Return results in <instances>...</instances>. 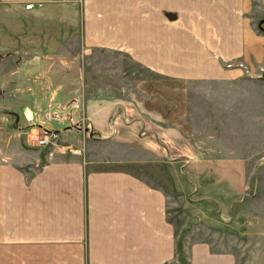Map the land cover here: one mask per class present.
Segmentation results:
<instances>
[{
    "label": "crops",
    "instance_id": "0c3cea01",
    "mask_svg": "<svg viewBox=\"0 0 264 264\" xmlns=\"http://www.w3.org/2000/svg\"><path fill=\"white\" fill-rule=\"evenodd\" d=\"M74 38L82 76L91 49L117 54L124 68L107 72L118 94L93 96L77 129L38 123L58 134L54 146L0 120V264H169L180 252L170 195L200 217L249 215L246 190L264 185V0H0V59L23 70V86L37 75L31 61L68 62ZM134 65L184 82L186 114L134 104ZM183 249L187 264H239L205 241Z\"/></svg>",
    "mask_w": 264,
    "mask_h": 264
},
{
    "label": "rangeland",
    "instance_id": "374dc122",
    "mask_svg": "<svg viewBox=\"0 0 264 264\" xmlns=\"http://www.w3.org/2000/svg\"><path fill=\"white\" fill-rule=\"evenodd\" d=\"M76 41L77 38H74L68 62L63 61L59 53L38 59L35 63L31 61V64L36 66L37 75L36 77L29 75L30 78H35L30 81L34 84L30 90L28 89L29 81L26 86H23L22 83H25L21 79L23 70L18 68L13 59L10 57L0 59V120L8 121L7 124L2 122L5 128L26 130L30 132L29 136L39 135L45 129H40L38 123H42L46 118L64 117L77 129L82 119L87 121L88 111L92 109L86 107L88 106L86 104L91 103L93 96L100 94L101 97L108 98L109 95L118 94L114 91L110 93L108 90L110 87L118 86V79L109 74L111 72H107L108 68L117 69L120 66L124 68L117 60V54L100 49L96 51L91 49L84 53L86 69L82 76L84 68L81 56L77 57L78 52L82 53V49ZM26 67L29 68V66ZM99 69H101L100 72H98ZM93 79L104 80V87H102L104 89L100 93H93L91 90L83 91L84 80L86 83L89 82V87ZM15 83H21L19 91H16L15 88L18 87H14ZM126 87L131 101L136 104L140 98H145L144 101H147L145 106L153 115L158 113L165 118L173 119L186 114L183 104L189 92H184L186 88L184 82L158 77L151 71H145L134 65L132 80L126 84ZM168 126L166 124V127ZM176 126L187 129L186 124ZM68 141L73 140L70 138L64 140L66 143ZM187 142L195 146L196 141L187 139ZM257 183L255 179L252 187H249L245 194L246 200L251 201L248 204L251 213L244 215L237 222H232L233 216L230 214L227 221L211 215L197 216L199 210L184 206L182 202L184 197H180L181 202H178L174 201L178 197L170 195L168 213L180 238V252L177 256L178 260H173L169 264H187L183 246L196 241L208 242L210 249L215 252H232L236 255L239 264H253L251 261L256 259V256L264 254V185L261 184L263 186L261 188L255 187ZM253 200L259 202V206H256ZM259 246L262 248H257ZM262 262L264 261L256 264H262Z\"/></svg>",
    "mask_w": 264,
    "mask_h": 264
},
{
    "label": "built area",
    "instance_id": "2783aa9c",
    "mask_svg": "<svg viewBox=\"0 0 264 264\" xmlns=\"http://www.w3.org/2000/svg\"><path fill=\"white\" fill-rule=\"evenodd\" d=\"M33 140L39 146H54L59 142V136L56 132L53 131H42L39 135H34Z\"/></svg>",
    "mask_w": 264,
    "mask_h": 264
},
{
    "label": "water",
    "instance_id": "95a60500",
    "mask_svg": "<svg viewBox=\"0 0 264 264\" xmlns=\"http://www.w3.org/2000/svg\"><path fill=\"white\" fill-rule=\"evenodd\" d=\"M262 80L264 81V69H263V73H262Z\"/></svg>",
    "mask_w": 264,
    "mask_h": 264
}]
</instances>
